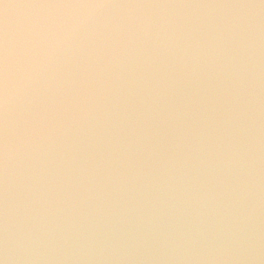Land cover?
<instances>
[{"label": "clouds", "instance_id": "1", "mask_svg": "<svg viewBox=\"0 0 264 264\" xmlns=\"http://www.w3.org/2000/svg\"><path fill=\"white\" fill-rule=\"evenodd\" d=\"M0 264H264V0H0Z\"/></svg>", "mask_w": 264, "mask_h": 264}]
</instances>
